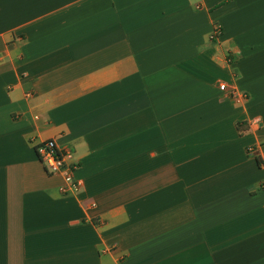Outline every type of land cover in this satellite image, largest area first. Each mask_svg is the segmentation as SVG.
Masks as SVG:
<instances>
[{"label": "crops", "instance_id": "1", "mask_svg": "<svg viewBox=\"0 0 264 264\" xmlns=\"http://www.w3.org/2000/svg\"><path fill=\"white\" fill-rule=\"evenodd\" d=\"M0 264H264V0H0Z\"/></svg>", "mask_w": 264, "mask_h": 264}, {"label": "built area", "instance_id": "2", "mask_svg": "<svg viewBox=\"0 0 264 264\" xmlns=\"http://www.w3.org/2000/svg\"><path fill=\"white\" fill-rule=\"evenodd\" d=\"M223 91H235V87H228L225 83L219 85ZM254 147L249 146L247 152L254 154ZM35 152L48 174H59L63 183L61 191L64 194L78 192L81 182L75 177L77 162L74 160L72 151L61 149L53 139H46L35 146Z\"/></svg>", "mask_w": 264, "mask_h": 264}]
</instances>
